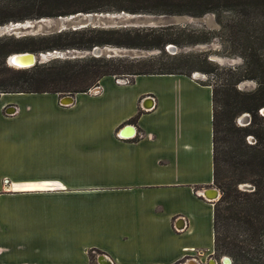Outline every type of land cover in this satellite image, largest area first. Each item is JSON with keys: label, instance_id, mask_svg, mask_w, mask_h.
Instances as JSON below:
<instances>
[{"label": "crops", "instance_id": "obj_1", "mask_svg": "<svg viewBox=\"0 0 264 264\" xmlns=\"http://www.w3.org/2000/svg\"><path fill=\"white\" fill-rule=\"evenodd\" d=\"M98 84L68 104L0 93V264H222L204 195L212 88L180 74Z\"/></svg>", "mask_w": 264, "mask_h": 264}, {"label": "trees", "instance_id": "obj_2", "mask_svg": "<svg viewBox=\"0 0 264 264\" xmlns=\"http://www.w3.org/2000/svg\"><path fill=\"white\" fill-rule=\"evenodd\" d=\"M189 15L213 13L219 24L222 15L232 13L224 26L230 30L234 52L249 58L246 77L232 81L225 69L211 64L206 54L165 47L204 43L208 30L178 27L100 28L88 26L63 30L46 37L16 39L0 36V93H41L59 95L87 92L104 76L180 74L192 72L216 75L212 88L213 185L220 196L213 202L214 257L228 256L231 264H264V124L258 114L264 107V0H4L0 3V26L24 23L42 17L76 13ZM42 42L41 46L37 44ZM114 45L157 49L159 53L143 59L87 55L77 59H50L31 67L12 70L6 57L16 52L81 49ZM30 68V69H29ZM25 69H29L25 71ZM10 72V73H8ZM242 78L253 79L251 90L237 87ZM248 113L249 122L238 125L237 117ZM135 120V118H133ZM252 136L253 143H249ZM250 184L252 190L240 188ZM215 257V258H216Z\"/></svg>", "mask_w": 264, "mask_h": 264}, {"label": "rangeland", "instance_id": "obj_3", "mask_svg": "<svg viewBox=\"0 0 264 264\" xmlns=\"http://www.w3.org/2000/svg\"><path fill=\"white\" fill-rule=\"evenodd\" d=\"M4 2V0H0V3ZM89 14V13H88ZM93 17L90 20L89 26H95L100 28H161V27H178V28H185L188 30H208L210 31V40L204 43H197L192 45H184L182 48L176 47L174 49L165 47V50L169 54H173L174 51H183V52H189V53H202L207 55L208 61L210 63L216 64L218 66H221L225 69L226 75L232 76V81L238 77L239 75H244L243 77H246L248 72V66H249V58L248 57H241L238 55V53L234 52V46L232 43V39L230 38V30L228 27L224 26L225 23H228L229 20H231L232 13H226L222 15V23L219 24L216 20V16L213 13L206 14L201 17H192L189 15H171V16H165V15H154V14H114L110 13L108 16L105 14L92 13ZM100 14V15H99ZM57 17H42L37 19H30L27 20L24 23H15L19 24L16 28L13 30H8L4 36H12L16 39L24 40L25 38H36L39 39L40 37H46L50 34L56 33L58 31V28L60 27L61 21ZM65 17V16H60ZM82 21H88L87 17L82 16H76L70 21L65 22L66 29L65 30H73L70 27V24L82 22ZM14 25V23H12ZM8 27L11 26V24L7 25ZM22 26V27H21ZM2 35V36H3ZM42 42H39L37 45L41 46ZM102 51L101 56L106 57H123V58H138L143 59L152 55H156L159 53V50L157 49H142V48H130V47H122V46H114V45H105L99 47ZM263 46L259 47V52H262ZM26 52V51H25ZM28 52V51H27ZM47 52H50L51 54L53 52L58 53V59H77L80 57H84L87 55H91L90 50H81V49H55L51 51H43L38 50L36 54L38 55L37 64L44 63L48 58L54 59L57 58L56 56L54 58L51 57H45L40 58V54H44ZM48 59V60H50ZM5 64L7 67H9L12 70H17V68H14L5 61ZM3 65L0 63V70H3ZM30 69V68H29ZM25 69V71L29 70ZM10 73V72H8ZM197 73L193 79H196L199 83L203 82H210V83H217L216 75H211L207 73H203L201 71H194L191 74ZM114 81V80H113ZM257 86V83L253 79L248 78H242L238 84L237 87L242 90H251L254 89ZM264 109V107H263ZM262 109V110H263ZM244 114V113H243ZM241 114V115H243ZM258 114L262 117V122L264 124V111L259 110ZM241 115H239L237 118H239ZM238 125H242L243 123ZM246 125V124H243ZM252 141V140H251ZM224 255H221L219 257H216V259L220 262L221 258ZM226 256V255H225ZM221 263V262H220Z\"/></svg>", "mask_w": 264, "mask_h": 264}, {"label": "water", "instance_id": "obj_4", "mask_svg": "<svg viewBox=\"0 0 264 264\" xmlns=\"http://www.w3.org/2000/svg\"><path fill=\"white\" fill-rule=\"evenodd\" d=\"M121 14H124L123 12ZM95 16L97 15L96 13L94 14ZM100 15V14H99ZM107 16L109 15V13L106 14ZM76 16H82V17H87L88 18V21H82V22H77V23H72L70 24V27L73 29V30H77V29H82V28H86L88 27L91 23H90V20L91 18L93 17V14L89 13V14H83V13H76V14H73V15H69V16H65V17H58L59 21H61V24H60V27L58 28V31L57 32H60V31H63L66 29V24L65 22L67 21H70L71 19H73L74 17ZM17 26H19V24H15L14 25L11 23V26H7V25H4V26H0V36H2L3 34H5L6 32H8V30H13L14 28H16ZM22 27V26H21ZM95 27V26H93ZM167 48H170V49H174L175 46L173 45H168ZM16 53H19V52H16ZM16 53H11L10 55H8L6 57V62L8 63V65L14 67L13 64H11V59L13 56L17 55ZM90 53L91 55L95 56V57H99L102 55V51L101 49L98 47V46H95L93 47L91 50H90ZM174 53H176L174 51ZM173 53V54H174ZM28 55H31V56H36V53H33V52H30ZM42 54H40L41 56ZM58 53L56 52H53L52 54H48L47 53V57H51V58H54L55 56L58 58ZM83 57V56H82ZM50 59V58H48ZM48 59L46 61H48ZM37 62V60H36ZM35 64V62H33L31 65H29V67L33 66ZM15 68V67H14ZM195 75H198L197 73H195ZM71 99V98H70ZM261 111H264V110H261ZM248 113H244L243 115H241L237 120L240 122V123H243V124H247L249 122V119H248ZM242 124V125H243ZM131 127V128H130ZM127 128H130L133 130L132 126L128 125ZM240 188L244 189V190H252V186L250 184H242L240 185ZM210 191H213V192H216V195H215V199H218V196L220 194V191L217 189V188H212L210 189ZM207 192V191H206ZM230 259L228 256H223L221 258V262L223 263L224 259ZM210 260H214L213 258H211ZM215 261V260H214ZM231 261V259H230ZM224 264V263H223Z\"/></svg>", "mask_w": 264, "mask_h": 264}, {"label": "bare ground", "instance_id": "obj_5", "mask_svg": "<svg viewBox=\"0 0 264 264\" xmlns=\"http://www.w3.org/2000/svg\"><path fill=\"white\" fill-rule=\"evenodd\" d=\"M29 53L30 52H27V51L26 52H21V53H16L17 55L13 56L12 59H11L12 60L11 64H13L14 67L17 68V69H22V68L29 67V65H31L33 62H36V60L38 59V55L37 54H36V56H31V55H28ZM47 53L51 54L50 52H47ZM45 57H47L46 53H44V54H42L40 56V58H45ZM65 96L66 97H63L62 101H64L65 99H68V100L64 101V103L70 102V100H71L70 96H68V95H65ZM146 107H148V106H146ZM248 119H249V116H248ZM130 131H132V132H130V133L127 132L125 135H131L133 133L134 129L133 130L130 129ZM204 195L207 196L210 199H215L216 192L211 191V193H208V192L204 191ZM211 263L216 264V261L211 260ZM223 263L224 264H231L232 261H230V259L226 258V259H224ZM102 264H110V263L106 260V261H103Z\"/></svg>", "mask_w": 264, "mask_h": 264}, {"label": "built area", "instance_id": "obj_6", "mask_svg": "<svg viewBox=\"0 0 264 264\" xmlns=\"http://www.w3.org/2000/svg\"><path fill=\"white\" fill-rule=\"evenodd\" d=\"M196 75L195 73L192 75V78H194ZM113 80H114V83L117 84V85H128L130 84L132 81H133V76L132 75H119V76H113ZM100 91V86L99 84H96L94 86H92L91 88L88 89V91L86 93H90V94H93V95H96L98 92ZM71 101V100H70ZM61 103V101H60ZM61 104H64V103H61ZM68 104V103H67ZM237 122L239 124H241L238 120ZM248 124V123H247ZM127 127V126H126ZM127 130H130V128H127ZM117 136L119 138H123L119 132L117 133ZM247 140L249 143H253L254 142V139L252 138V136H248L247 137ZM252 140V141H251ZM6 182V180L4 181ZM221 261V260H220ZM177 264H180V263H177Z\"/></svg>", "mask_w": 264, "mask_h": 264}, {"label": "flooded vegetation", "instance_id": "obj_7", "mask_svg": "<svg viewBox=\"0 0 264 264\" xmlns=\"http://www.w3.org/2000/svg\"><path fill=\"white\" fill-rule=\"evenodd\" d=\"M223 264V263H222Z\"/></svg>", "mask_w": 264, "mask_h": 264}]
</instances>
